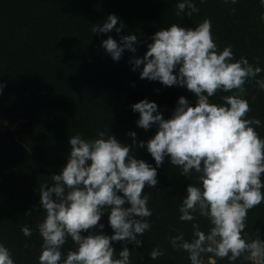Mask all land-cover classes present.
<instances>
[{
  "label": "trees",
  "instance_id": "trees-1",
  "mask_svg": "<svg viewBox=\"0 0 264 264\" xmlns=\"http://www.w3.org/2000/svg\"><path fill=\"white\" fill-rule=\"evenodd\" d=\"M176 0H0V82L6 86L0 95V125L21 121L17 130L0 128V242L12 251L16 264H39L42 238L37 225L44 219L40 209V184L63 168L71 151L69 138L81 133L92 138L98 130L115 135L121 142L132 144L128 132L147 141L155 135V126L145 130L136 121L139 112L131 105L147 98L155 101L164 118L172 115L180 96L191 103L195 97L186 86H166L159 81L140 77L133 70L132 57H142L152 35L173 23L195 27L205 18L212 21V34L218 48L231 45L234 59L241 56L264 67V5L259 0H195L199 11L191 16L176 15ZM118 16L117 27L108 33H93L94 24L102 23L109 14ZM136 34L137 51L124 50L116 61L101 46L112 36ZM174 71H176L174 69ZM264 78V71L258 74ZM249 100V117L261 119L257 131L264 137V90L252 79L245 84ZM218 91L210 98L222 102L230 95ZM138 159L155 166L146 145H133ZM158 183L143 189L149 195L148 218L151 228L141 237L142 246L128 244L131 264H190L188 254L172 248L169 238L184 232L191 235V223L179 220V206L189 183L166 157L157 170ZM264 176V174H262ZM130 206V205H125ZM31 210V215H25ZM203 230L208 221L198 217ZM103 231L113 229L108 214L101 217ZM29 226L31 236L21 231ZM260 229L264 238V202L248 211L245 231L253 235ZM86 234V233H85ZM122 249L123 241L112 242ZM159 245L164 254L151 259L149 253ZM69 237L63 246L66 254L74 249ZM218 264H233L225 257ZM234 264H250L238 259Z\"/></svg>",
  "mask_w": 264,
  "mask_h": 264
},
{
  "label": "clouds",
  "instance_id": "clouds-1",
  "mask_svg": "<svg viewBox=\"0 0 264 264\" xmlns=\"http://www.w3.org/2000/svg\"><path fill=\"white\" fill-rule=\"evenodd\" d=\"M236 4L237 0H225ZM264 5V0H259ZM176 15L191 16L199 9L195 0H176ZM118 16L109 14L92 32L117 33ZM136 34L112 36L101 46L118 61L125 49L137 51ZM140 77L163 85L186 86L195 97L191 103L180 96L171 117L164 118L155 101L141 99L131 105L139 112L137 125L157 131L147 141H137L135 131L128 132L132 144L121 142L108 131L98 130L92 138L81 133L70 136L71 151L66 165L50 181L40 184V209L44 219L37 225L42 238L39 264H131L128 244L142 246L141 237L151 228L145 185L155 187L157 170L166 157L179 166L185 177L196 174L188 184L179 206V220L191 223L190 238L184 232L169 238L172 248L188 254L190 264H218V259H238L250 264H264V238L258 228L253 235L245 231L248 211L264 202V137L257 128L261 119L249 117L246 82L255 79L264 90V71L260 64L241 56L234 59L232 46L218 48L212 34V21L205 18L195 27L173 23L151 37L142 57L129 61ZM174 69L176 71H174ZM6 86L0 82V95ZM230 92L222 102H212L216 93ZM133 145L144 147L154 157L155 166L138 159ZM130 206H125V205ZM107 213L113 229H104L101 217ZM31 215V210L25 213ZM198 217L208 221L203 230ZM21 231L31 236L25 225ZM86 233V234H85ZM71 238L74 249L65 254L63 246ZM123 241L117 252L112 242ZM164 254L156 245L151 259ZM0 264H16L12 251L0 242Z\"/></svg>",
  "mask_w": 264,
  "mask_h": 264
},
{
  "label": "rangeland",
  "instance_id": "rangeland-1",
  "mask_svg": "<svg viewBox=\"0 0 264 264\" xmlns=\"http://www.w3.org/2000/svg\"><path fill=\"white\" fill-rule=\"evenodd\" d=\"M21 127V121L19 122H16V123H7V122H4L2 125H0V128L2 130H7V129H11V130H17Z\"/></svg>",
  "mask_w": 264,
  "mask_h": 264
}]
</instances>
